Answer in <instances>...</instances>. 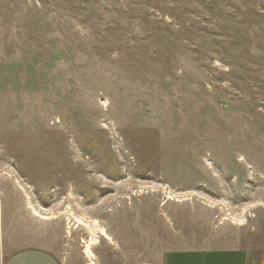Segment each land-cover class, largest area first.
Listing matches in <instances>:
<instances>
[{"label":"rangeland","instance_id":"obj_1","mask_svg":"<svg viewBox=\"0 0 264 264\" xmlns=\"http://www.w3.org/2000/svg\"><path fill=\"white\" fill-rule=\"evenodd\" d=\"M27 248L264 257V0H0V264Z\"/></svg>","mask_w":264,"mask_h":264},{"label":"crops","instance_id":"obj_2","mask_svg":"<svg viewBox=\"0 0 264 264\" xmlns=\"http://www.w3.org/2000/svg\"><path fill=\"white\" fill-rule=\"evenodd\" d=\"M4 264H62V261L50 251L27 248L10 255ZM164 264H264V257L256 261L250 251L240 248L185 249L167 252Z\"/></svg>","mask_w":264,"mask_h":264},{"label":"bare ground","instance_id":"obj_3","mask_svg":"<svg viewBox=\"0 0 264 264\" xmlns=\"http://www.w3.org/2000/svg\"><path fill=\"white\" fill-rule=\"evenodd\" d=\"M35 212H36L37 216L40 217V214L37 211H35ZM79 222L82 225L85 223V221H83V220H80ZM94 223L95 224H93V225H89V224L86 225L89 228V230L93 232L92 233L93 235H92L91 239L88 242H83L85 244V247H84L85 250H84L83 253L85 254V257L87 259H90L92 262L96 258L95 254L93 252V246L99 244V240H98V237L96 235V232L99 231V235L103 238V240H105V241H107L109 243H112V241H113L112 238L109 236L107 230H105L103 227H101L100 224L96 220H95Z\"/></svg>","mask_w":264,"mask_h":264}]
</instances>
